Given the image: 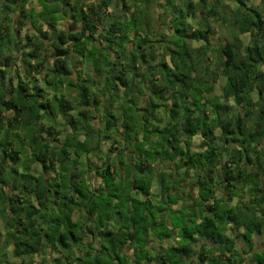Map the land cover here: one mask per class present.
I'll list each match as a JSON object with an SVG mask.
<instances>
[{
    "label": "trees",
    "instance_id": "obj_1",
    "mask_svg": "<svg viewBox=\"0 0 264 264\" xmlns=\"http://www.w3.org/2000/svg\"><path fill=\"white\" fill-rule=\"evenodd\" d=\"M28 1L0 0V264H245L255 236L264 264V0Z\"/></svg>",
    "mask_w": 264,
    "mask_h": 264
},
{
    "label": "rangeland",
    "instance_id": "obj_2",
    "mask_svg": "<svg viewBox=\"0 0 264 264\" xmlns=\"http://www.w3.org/2000/svg\"><path fill=\"white\" fill-rule=\"evenodd\" d=\"M226 2H228V1H226ZM250 2H253V4H258L259 3V0H251ZM33 5H35V2L33 1ZM229 5L231 6V7H233L234 5H235V3H229ZM110 14H113L114 13V7L113 6H110V12H109ZM13 16V15H12ZM173 25V24H172ZM174 26V25H173ZM215 28H216V30H217V32H216V35H215V37L213 36V38L214 39H216V38H218V39H224L225 37L224 36H227V34H228V31H230L228 28H226L225 26L224 27H221L219 24L218 25H215ZM201 43H197V42H193V45L194 46H198V45H200ZM160 49V48H159ZM219 76H222L221 75V73H220V75ZM218 76V77H219ZM223 77V76H222ZM224 84H225V78L223 77V78H221V77H219V80L216 82V84H214V91H213V94H215V95H220V94H222V89H223V87H224ZM73 93V92H72ZM212 94V95H213ZM52 106L54 105L53 103L51 104ZM82 122V121H81ZM162 125V124H161ZM218 130V129H217ZM2 133H3V131H2ZM216 134H218V132H216ZM111 140L109 139L107 142H110ZM106 142V141H105ZM193 143L195 144V145H197L198 143H199V140L198 139H193ZM195 148H197V146H194ZM40 170V168H38V170L37 171H39ZM154 189V188H153ZM184 190V189H183ZM236 203V202H235ZM234 203V204H235ZM180 207V208H178V209H176V207ZM182 206L183 207H190V206H192V203L191 202H188V201H183L182 202V204H178V205H176V206H173L172 208H173V210L175 211V210H177V211H175V214L174 215H179V213H180V216H182V217H184L185 216V213H186V211L185 210H182ZM136 217L135 218H138V215H135ZM1 231H2V229H1ZM162 231H164V230H162ZM176 231V230H175ZM88 232V231H87ZM256 238H254V243L256 244L255 245V247L256 246H258L259 245V243H260V241H261V238H257V236H255ZM158 238V239H157ZM157 238L154 236L153 238H152V240H153V242L156 244V246H160V245H162V243H163V245L162 246H164L165 245V243L167 242V240H170V239H172V237L171 236H164L163 238L162 237H159V236H157ZM159 239L160 240H162V241H159ZM2 240V241H1ZM146 241H147V238H146V236L145 237H142L141 238V241L139 242L140 243V245L142 246V248H146L147 246H145L144 247V245H145V243H146ZM3 242V243H2ZM1 244H2V246H1ZM237 244H238V246H245V243H242V242H240V241H237ZM3 245H4V241H3V235L1 234L0 235V248H3ZM151 246H153V245H151ZM254 247V248H255ZM150 248V247H149ZM149 248H148V250H149ZM238 248H240V247H237V249ZM254 248L252 249V252H250V253H248V254H242V256L244 257V260H245V264H249L250 263V259L252 258V256L254 257ZM143 249V250H144ZM160 250V249H159ZM145 251V250H144ZM151 253H153L152 251H150ZM7 253H8V259H11V256H12V253H11V248L9 247L8 249H7ZM140 253H141V251H140ZM0 254H1V251H0ZM140 256V255H139ZM41 257H45L43 254H40V255H38V258H34V261L35 262H38V261H40V259H41ZM48 257V256H47ZM130 259V258H129ZM50 260V259H49ZM132 263V262H131ZM1 264H3V263H1ZM128 264H130V262H129V260H128ZM141 264H144V262H142L141 261ZM252 264V263H251Z\"/></svg>",
    "mask_w": 264,
    "mask_h": 264
},
{
    "label": "crops",
    "instance_id": "obj_3",
    "mask_svg": "<svg viewBox=\"0 0 264 264\" xmlns=\"http://www.w3.org/2000/svg\"><path fill=\"white\" fill-rule=\"evenodd\" d=\"M33 1H34L35 4H36V0H29L26 6L29 7V8H32V7L35 8V5H33ZM36 7L39 8V6H37V5H36ZM2 243H3V242H2ZM1 246H2V244H1ZM3 246H4V245H3ZM3 250H4V248H0V251H1V252H3ZM5 250H6V249H5Z\"/></svg>",
    "mask_w": 264,
    "mask_h": 264
},
{
    "label": "clouds",
    "instance_id": "obj_4",
    "mask_svg": "<svg viewBox=\"0 0 264 264\" xmlns=\"http://www.w3.org/2000/svg\"><path fill=\"white\" fill-rule=\"evenodd\" d=\"M257 238H260V237H257ZM262 240V239H261ZM149 250H150V248H149ZM151 251V250H150ZM252 251V249H250V251L248 252V253H250ZM128 253H129V251H127ZM130 254V253H129Z\"/></svg>",
    "mask_w": 264,
    "mask_h": 264
}]
</instances>
